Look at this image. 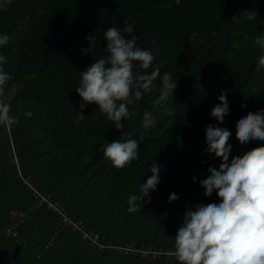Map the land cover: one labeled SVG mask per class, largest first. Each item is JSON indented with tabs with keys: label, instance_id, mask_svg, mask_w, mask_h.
Masks as SVG:
<instances>
[{
	"label": "trees",
	"instance_id": "1",
	"mask_svg": "<svg viewBox=\"0 0 264 264\" xmlns=\"http://www.w3.org/2000/svg\"><path fill=\"white\" fill-rule=\"evenodd\" d=\"M248 8L256 15L244 14ZM126 21L135 30L125 38L135 35L138 46L151 49L161 73L174 75L176 89L172 115L153 108V92L130 106L117 130L95 103L80 109L75 87L80 72L108 55L104 31L123 30ZM261 30L264 0H11L0 11V33L10 36L0 53L12 76L4 99L19 124L0 127V229L13 224L14 213L28 214L19 239L0 233V264H177L174 238L184 213L221 195L200 184L210 163L222 158L207 151V126L232 127L230 155L264 144L245 145L236 132L240 114L264 110V70L256 68ZM93 35L94 45L87 39ZM225 89L231 108L218 120L210 112ZM81 111L85 118L77 122ZM146 112L156 120L149 130L141 126ZM120 138L139 140V159L123 169L101 151ZM153 162L161 168L160 183L150 202L145 197L129 213L127 198L139 193ZM36 193L49 200L42 203ZM172 193L178 199L169 202ZM49 203H61L71 222L98 233L97 242L63 229ZM106 243L138 254L102 249Z\"/></svg>",
	"mask_w": 264,
	"mask_h": 264
},
{
	"label": "clouds",
	"instance_id": "2",
	"mask_svg": "<svg viewBox=\"0 0 264 264\" xmlns=\"http://www.w3.org/2000/svg\"><path fill=\"white\" fill-rule=\"evenodd\" d=\"M11 0H0V11L6 9ZM256 15L254 8L245 13ZM135 26L110 27L103 33L107 41V56L96 59L83 72L75 87L82 98L80 109L95 103L108 121L117 130L124 127L130 116V106L158 91L152 100L158 113L172 115L176 83L174 75L161 73V64L151 49L137 45L138 38L132 35L126 39L124 33L132 34ZM255 38L261 51L258 53L256 68L264 70V30L256 31ZM94 45L96 35L88 36ZM10 43V36L0 33V48ZM8 58L0 53V127L10 129L19 124V115L4 99L6 86L12 79L5 70ZM159 80V87L156 81ZM242 102L246 103V99ZM231 104L228 90H223L210 115L223 120ZM31 117L33 113H23ZM85 116L77 112V122ZM152 112H146L141 120L144 130L155 126ZM232 127L227 123H210L206 128V145L210 153H222L219 164L210 163V171L203 176L200 184L211 193L215 188L219 197L201 199L184 213L182 226L174 238V256L177 264H264V144L244 152L231 153L233 141L229 139ZM236 132L247 145L250 141H264V110L246 111L237 118ZM134 138H120L104 143L101 151L104 160L112 167L123 169L139 159V144ZM152 175L139 187L138 194L128 196L126 203L129 213L140 210L145 197L150 202V192L160 183V166L153 162L149 167ZM196 177H193L195 181ZM178 199L176 193L169 196V202ZM140 202V203H138Z\"/></svg>",
	"mask_w": 264,
	"mask_h": 264
},
{
	"label": "rangeland",
	"instance_id": "3",
	"mask_svg": "<svg viewBox=\"0 0 264 264\" xmlns=\"http://www.w3.org/2000/svg\"><path fill=\"white\" fill-rule=\"evenodd\" d=\"M36 195L39 198L41 197V202H45V201H48L49 200L48 198L46 199V197H44V196L42 197L39 193H36ZM41 202L39 204H41ZM51 207L52 208H55V209H53V211L58 212L60 214V216H62L63 221H62V223H60V226L63 229H65L67 227H72L74 230H78V231L81 232V234L83 235V239L84 240L87 239V240L94 241V242L97 241V235H99V234L96 233V232H90V231H88L85 227H82V225L79 224V223H73V222H71L70 219H69V217H68V215H67V213H66V210H64L62 208L61 203H58L56 205L53 204ZM22 214H24L25 217H26L28 213H25V212H23V213H21V212L14 213L12 215V218L10 217V219H11L10 221L13 222V224L19 223L20 218L22 217ZM10 226H9V228H10ZM2 228H8V227L5 226V227H2ZM102 249H110V250H112V249H119L117 251H119L120 253H130V254H134L135 256L138 254V252L135 249H133L132 247L126 248V249H120V248H116V247L112 246V243L103 244ZM147 250H149V249H147ZM150 252H151V250L145 251L144 252L145 257ZM153 256H157V253H154Z\"/></svg>",
	"mask_w": 264,
	"mask_h": 264
},
{
	"label": "built area",
	"instance_id": "4",
	"mask_svg": "<svg viewBox=\"0 0 264 264\" xmlns=\"http://www.w3.org/2000/svg\"><path fill=\"white\" fill-rule=\"evenodd\" d=\"M21 213H23V212H21ZM26 219H27V216L25 217V215L22 214V217L20 218L19 223H15V224L11 225L10 228L8 227L9 229L8 228H4V230L0 229V233H2L3 235H5L6 237H9V238L19 239L20 238V232H19L20 226L22 225V223L25 222ZM97 240H98V236H97ZM39 258H42V253L39 254Z\"/></svg>",
	"mask_w": 264,
	"mask_h": 264
},
{
	"label": "bare ground",
	"instance_id": "5",
	"mask_svg": "<svg viewBox=\"0 0 264 264\" xmlns=\"http://www.w3.org/2000/svg\"><path fill=\"white\" fill-rule=\"evenodd\" d=\"M45 202H47V201H45ZM42 203H44V202H42ZM44 204H45V203H44ZM52 205H53V204H50V203H49V208H50V209H55V208H52V207H51ZM55 205H56V204H55ZM97 236H98V238H99V235H97ZM86 240H87V239H86ZM88 241H90V240H88ZM91 242H94V241H91ZM96 242H97V241H96Z\"/></svg>",
	"mask_w": 264,
	"mask_h": 264
}]
</instances>
